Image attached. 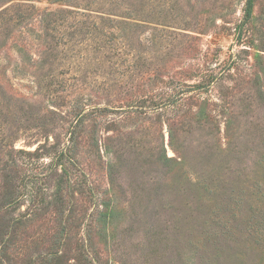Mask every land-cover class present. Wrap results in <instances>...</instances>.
<instances>
[{
    "label": "rangeland",
    "instance_id": "374dc122",
    "mask_svg": "<svg viewBox=\"0 0 264 264\" xmlns=\"http://www.w3.org/2000/svg\"><path fill=\"white\" fill-rule=\"evenodd\" d=\"M244 3L0 0V264H264Z\"/></svg>",
    "mask_w": 264,
    "mask_h": 264
},
{
    "label": "trees",
    "instance_id": "16d2710c",
    "mask_svg": "<svg viewBox=\"0 0 264 264\" xmlns=\"http://www.w3.org/2000/svg\"><path fill=\"white\" fill-rule=\"evenodd\" d=\"M252 7H253V0H245L244 3V8H243V15L245 20H248L251 17V12H252ZM13 185L10 183L6 186V193L5 195H15L13 192ZM6 202V201H4ZM9 202V201H8ZM5 204V203H4ZM0 219H2L3 222H5L6 224L4 225L5 228H7V226H11V225H15V219L12 218V216H7V213L2 212L0 214Z\"/></svg>",
    "mask_w": 264,
    "mask_h": 264
}]
</instances>
